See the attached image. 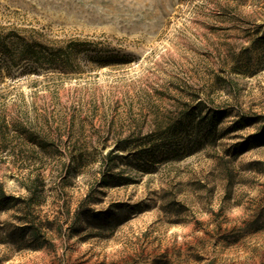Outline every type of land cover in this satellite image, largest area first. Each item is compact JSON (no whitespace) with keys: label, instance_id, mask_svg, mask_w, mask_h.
<instances>
[{"label":"rangeland","instance_id":"obj_1","mask_svg":"<svg viewBox=\"0 0 264 264\" xmlns=\"http://www.w3.org/2000/svg\"><path fill=\"white\" fill-rule=\"evenodd\" d=\"M0 264H264V0H0Z\"/></svg>","mask_w":264,"mask_h":264}]
</instances>
